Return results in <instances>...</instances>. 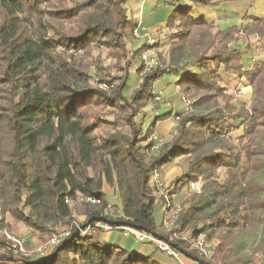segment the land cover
<instances>
[{
	"label": "trees",
	"instance_id": "obj_1",
	"mask_svg": "<svg viewBox=\"0 0 264 264\" xmlns=\"http://www.w3.org/2000/svg\"><path fill=\"white\" fill-rule=\"evenodd\" d=\"M161 1L173 8L165 65L140 74L127 97L128 75L107 94L90 85L87 62L69 53L85 55L92 43L122 51L137 26L127 19V0H0V228L20 223L42 241L57 228L70 229L45 254L26 257L15 256L0 236L1 264H160L152 254L100 240L102 231L80 235L74 213L84 215L82 229L129 227L167 242L172 229L165 230V200L152 174L162 176L180 157L185 169L167 197L197 179L201 190L181 200L174 229L216 244L210 261L182 241L172 243L176 251L197 264H262L255 257L264 256V62L245 69L234 45L255 35L264 52V17L246 16L239 28L219 29L189 6H216L211 0ZM142 49L133 50L134 60ZM166 74L179 76L175 85L188 108L175 114L171 138L153 152L149 136L173 110L147 126L138 111L154 100V84ZM240 85L250 89L249 98L235 105L229 90ZM96 105L126 115L127 130L100 135V123L116 125L117 116L108 121L89 114ZM104 184L115 190L120 213ZM87 197L100 202L79 201ZM252 234L257 242L241 256L238 241Z\"/></svg>",
	"mask_w": 264,
	"mask_h": 264
},
{
	"label": "rangeland",
	"instance_id": "obj_2",
	"mask_svg": "<svg viewBox=\"0 0 264 264\" xmlns=\"http://www.w3.org/2000/svg\"><path fill=\"white\" fill-rule=\"evenodd\" d=\"M212 2L216 3V6H223V9L225 10L227 14V16L225 18H218L217 23L215 24L216 27H218L219 29H227L230 27H240L241 24L244 21V18L246 16H257L260 13L264 12V0H211ZM68 6L71 5L70 3L67 4ZM138 5V4H137ZM144 6V4H143ZM132 7H135V5L133 6V4H129L127 6L126 11L129 13V11L131 10ZM154 8V6H149L146 5L144 9V14L147 13V11H150ZM170 11L165 14V16H163V19H167L168 16L170 15ZM225 25V26H224ZM165 31L163 30V32H160L159 34L162 35L164 34ZM128 38L125 39V48L126 51H124V49L118 50L116 48H108L106 46H101L98 43H92L90 44V46L88 47V49H86L85 55L84 52L80 49L76 52L74 51H70L69 53L73 54V57L81 59L82 61L85 60V62H87V66L89 67V73L91 75V79H90V85L91 86H95L96 88L106 92L107 94H110V92L113 91L114 88H116V86H118L121 82V80L125 77V75L129 76V81L126 85V89L124 91V95L127 97H130L132 91L135 89V87L137 86V83H139L140 81V74H144L147 72H150L152 69L150 70H145L142 66L141 60H140V54L139 56L136 58V60L133 59L131 53L133 52V49H136L137 46H139L140 48L143 46L141 42H138L136 40L132 39V33L128 34ZM243 37L246 36H242L238 41H240ZM163 38V39H162ZM162 40H157V37L154 35V39H155V44L153 45V50L157 55V60H158V65L159 66H164L165 64V56H166V49H167V39L164 37H162ZM106 41L103 40V43L101 44H107L105 43ZM138 43V44H137ZM158 43V45L156 46V44ZM133 44V47L132 45ZM249 47V45H247ZM165 47V48H163ZM164 59V61H162ZM139 67H141V72H139ZM179 78L178 75H169L166 74L164 76H162L160 79H158L156 81V83L154 84V94L155 97L157 95L160 96V101H156L155 97L154 100L146 105L145 107L141 108L138 112L139 114H143V116L145 117V125H149L152 121H153V117L150 116L151 113H156L158 111L159 108H161V106H165L167 108H171L173 110V114L169 117L166 118L164 120H160L159 124H158V128L159 130L163 127L168 128L171 119L173 118L172 116L180 113L182 111H187V104H186V99L183 98L179 92V89L177 88L175 91V82L176 80ZM102 79L107 80V82H103L101 81ZM243 85L239 86L240 90L237 91H233L230 89L229 93L233 94L235 100L234 103L236 104H240V102L243 100H245V98L243 97L242 93L246 92L245 89H243ZM176 92V93H174ZM167 98H165V96ZM168 99V101H167ZM185 101H184V100ZM247 102V100H246ZM87 111L89 112V114H93V116L95 117H99V118H104V120H108V121H112L114 119V117L117 116V123L116 125H112V122H107V123H100L101 124V130H100V135L101 132L103 133H107V132H112L113 130H120L125 132V130H127L125 127H123L122 125L124 124L123 119L121 118H125L126 115L121 114L120 112L114 111L112 110V108L105 106V105H99V106H90ZM115 112V114H113ZM158 123V122H157ZM174 124V128L176 126V122L173 120L172 122ZM112 128V129H111ZM173 128V131H174ZM114 132V131H113ZM116 132V131H115ZM170 134V133H169ZM169 138H171V135ZM159 138L162 140L163 143L167 142L169 140L168 139H164L162 138L160 135H158ZM167 136V137H168ZM176 165H172L173 167H171L172 169H175L178 171V169H181V173L184 171L185 169V161H184V157H180L177 158L175 161ZM179 175V176H180ZM178 176V177H179ZM177 178V177H176ZM175 178V179H176ZM174 179V180H175ZM163 180V178H162ZM173 180V181H174ZM172 181V182H173ZM164 183L165 188L168 189V187L171 185V183H168L166 185V181H162ZM104 190H106V192L108 193V197H109V204L116 206V208L118 209L116 211L117 213H120L121 209H120V200L118 197H116L115 194V190L113 188H111L110 186L104 184L103 186ZM190 191H188L185 187L183 188V190L175 195V196H171V199L169 197H167L168 200V204L173 206V207H177L179 209L180 207V203L181 200L187 196ZM111 205H108V212H112L113 213V207ZM106 210V213H107ZM158 210V209H157ZM155 211V218L156 221L158 223H161V213H159V211ZM5 218V223H3V225L6 227V222H10V219L8 217V215L4 216ZM74 219L75 222L74 224H77L79 226H81L83 224L84 221V215H82L80 212L76 211L74 213ZM104 225H100V227H96V230L94 232H96V235L101 232L102 234L100 235L99 239H105L107 237V234H112V233H117V231L113 230V231H104V229L101 227ZM10 227V225H9ZM174 227V226H173ZM172 227V228H173ZM166 228V226H165ZM66 228H57L55 229V232H52L50 235L48 234L45 239L40 240L39 238H37L36 236H32L29 235V231L28 229H26L22 224L20 223H16L13 222L12 223V228H0V236H3L5 239V235L4 234H8L11 236H16L20 239H22L24 241V249L27 252H33L35 251L37 248L45 245L48 240L51 238L52 235L54 234H59L63 231H66ZM165 230H168L167 228ZM185 232H189L188 230ZM178 233L176 236L170 235L168 238H171L172 242H177V241H182V238L185 236L186 233ZM249 234L247 232H243V235ZM106 236V237H105ZM120 236V235H119ZM115 234L112 238L111 241H107V243L116 245V241H115ZM48 238V239H47ZM47 239V241L45 243V240ZM120 239H123L120 236ZM126 238H124L123 240H125ZM7 240V239H6ZM257 242V236L255 234H252L250 236H242L240 239V242L238 241V252L241 256H245L248 257V255L251 253L252 249L254 248L255 244ZM189 247L191 246L190 243H186ZM213 246L214 244H216V241L212 242ZM147 246V247H146ZM149 247V248H148ZM142 249V250H141ZM134 252H138L140 253L141 251H143V254L145 255H150L152 254L153 259L160 263V264H177L173 259H171L170 257H168L167 255H165L161 249L159 247H155L154 245L148 246V245H142V244H134L133 245V250ZM257 258L259 261L262 258V264H264V256L261 257H255ZM182 261L184 264H190V262H192L191 260H188L187 258L183 257ZM1 264V263H0ZM192 264H197L195 262H193ZM261 264V263H260Z\"/></svg>",
	"mask_w": 264,
	"mask_h": 264
},
{
	"label": "built area",
	"instance_id": "obj_3",
	"mask_svg": "<svg viewBox=\"0 0 264 264\" xmlns=\"http://www.w3.org/2000/svg\"><path fill=\"white\" fill-rule=\"evenodd\" d=\"M132 38L133 40H136L138 42H141L143 45V49L140 53V60L142 63V66L145 70H150L155 68L158 65L157 55L153 50V45L155 44L154 34L147 31L141 24H137V26L132 31ZM156 101H160V96L157 95L155 97ZM184 100V99H183ZM185 101V100H184ZM187 106L188 102L185 101ZM179 120L178 117H174V121L177 123ZM148 142L151 144V151L155 152L159 150L162 145L164 144L162 140L159 138L158 134L156 132H152L149 136ZM162 176L158 171H154L152 174V184L153 187L156 189L157 192H159L160 195L164 196L165 204L163 207V211L165 213L163 222L164 225L168 230H171V234L173 236H176L178 233H184L185 231H180V229L175 227V223L177 221V215H178V208L175 206H171L168 204L167 200V188H165L164 183L162 182ZM188 190L192 192H200L201 190V180L197 179L195 181H192L188 185ZM79 201L89 202L92 204H99V200L94 198H80ZM101 224H97L95 227L87 226L84 229L80 228L79 225L74 224L76 226L77 230L80 232V235L84 234H90L96 230V227H100ZM104 231H113L111 228H108L106 225L101 226ZM173 227V228H172ZM119 233V235L124 238L132 237L134 238L135 242L142 245H154L155 247H159L161 251L173 259L177 264H183L182 258L183 256L176 251V249L172 245L171 238H168V241H163L154 237H151L150 235L140 232L138 230L129 228V227H122L119 230H116ZM185 236L182 238V242L190 243L191 248L197 252V254L210 261L212 260L213 256V244L205 238L204 235H196L193 236L190 232H185ZM70 234V229H67L66 231H63L59 234H54L51 236V238L48 240V242L37 248L33 252H27L23 245L24 241L16 236H11L8 234H4L6 239L9 241V250L12 251V253L15 256H30L32 254H38L42 255L44 252L50 248L55 247L61 239L68 237ZM169 235V236H170Z\"/></svg>",
	"mask_w": 264,
	"mask_h": 264
},
{
	"label": "crops",
	"instance_id": "obj_4",
	"mask_svg": "<svg viewBox=\"0 0 264 264\" xmlns=\"http://www.w3.org/2000/svg\"><path fill=\"white\" fill-rule=\"evenodd\" d=\"M129 4H133V6L135 5V7H132L128 13L126 11V9H127V6ZM143 4H144V6H143ZM146 5H149L151 7L154 6V8L150 11H147V13L144 14L143 8H145ZM189 6H191V8L193 10V15L204 16L209 24L215 25L217 23L218 18H225L228 14L223 9V6H211V7H197V6H192V5H189ZM123 8L125 10V13H126L128 20L133 22L135 25L141 24L147 31L153 33L157 37V40L163 39L162 37H164L165 34L167 33L166 23H167L168 18L165 20L162 17L165 16V14H167L169 11L171 13V11L173 10V8L171 6L167 5L166 3H164L161 0H127V2L124 4ZM255 17H259V18L264 17V12L260 13L259 15L255 16ZM244 23H245V20L243 21L242 24H244ZM163 30L165 31V33L160 35L159 33L163 32ZM131 45L133 47V44H131ZM247 45H249V47ZM234 46L236 48L242 50L241 63L245 69L248 68L251 65V63H253L254 61L264 62V52L259 49L258 38L255 35L243 37L240 41L236 42ZM138 47L139 46H137V48ZM163 48H165V47H163ZM132 49L135 50L134 48H132ZM175 84H176V82H175ZM174 88L176 91V89H177L176 85ZM243 89H245L246 92H243L242 95L245 98V100H248L250 89L249 88H243ZM174 93H176V92H174ZM167 97L165 96V98H167ZM167 101H168V99H167ZM169 110H170V108H167L165 106H161V108H159L156 113H151L150 116L155 117V116L161 115L163 113H166ZM172 117L173 118H170L171 122H170L168 128L162 127L159 130L158 124L160 122L158 121V123H156L154 126V132H156L162 138L168 139L170 137V136H168V134L170 133L169 135H172L173 128H174V124L172 122L174 120L175 115H173ZM172 165H176L175 162H173L169 165H166L162 168V178L164 181H166V185L168 183H171L176 177H178L182 171L181 169H178L179 170V173H178L177 170L171 168V167H173ZM103 191L106 194V196L108 197L109 195L106 192V190H104V188H103ZM108 199H109V197H108ZM114 234H115V237H114L115 241L117 242L116 245L123 247L127 250L132 251L133 245L138 244L135 242L134 238H132V237H129L125 240L120 239L118 232L112 233V234H107V237L105 236L106 238L104 239V241H111ZM140 254H143V251H141ZM192 263L193 262H190V264H192Z\"/></svg>",
	"mask_w": 264,
	"mask_h": 264
},
{
	"label": "water",
	"instance_id": "obj_5",
	"mask_svg": "<svg viewBox=\"0 0 264 264\" xmlns=\"http://www.w3.org/2000/svg\"><path fill=\"white\" fill-rule=\"evenodd\" d=\"M49 250V249H48ZM48 250H46L45 252H44V254L48 251ZM43 255V254H42Z\"/></svg>",
	"mask_w": 264,
	"mask_h": 264
}]
</instances>
